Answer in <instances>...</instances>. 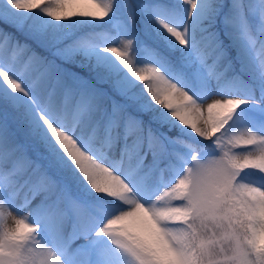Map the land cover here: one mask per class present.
<instances>
[{"label":"snow or ice","instance_id":"6c2138e0","mask_svg":"<svg viewBox=\"0 0 264 264\" xmlns=\"http://www.w3.org/2000/svg\"><path fill=\"white\" fill-rule=\"evenodd\" d=\"M185 2L190 5L191 18L197 0ZM112 7L113 0H3L0 24L18 26L36 12L57 22L77 16L102 20ZM232 8L251 43L257 45L259 40L264 68V35L253 36L244 23L245 11L256 9L245 0H232ZM260 15L259 34H264V4ZM162 27L181 47H189L187 28L181 30L167 23ZM42 37L38 34L37 47L33 48L0 29V81L4 88L0 93V264H107L109 257L105 253L93 260L89 249L80 244L73 248L81 238L82 243H87L89 235L106 237L127 258V264H264V188L235 183L244 170L264 173V136L248 130L225 136L227 125L211 139L187 128L197 137L212 141L219 152L223 149L222 158L201 159L193 151L190 164L186 163L183 170L189 173L181 182L183 191L172 189L176 178L150 200L160 197L163 207L140 218L136 231L141 246L133 247L104 229L106 221L122 207L120 201L129 205L135 204L137 198L146 204L150 201L145 202L117 173L103 158L101 149L121 139V129L130 157L146 156L148 148L154 152L163 149L133 121L128 114L131 110L114 103L106 114L95 94L80 87H66L43 51L47 45ZM58 44L62 46H57V52L68 47ZM72 47L79 50L80 46ZM133 49V40L122 39L104 51L143 86L148 103L163 109L175 121L159 103V96L178 93L201 104L157 63L137 64ZM117 50L123 54L122 60L113 54ZM209 55L196 50L197 58L212 73L214 67L206 63ZM206 103L218 112L219 118L230 121L246 101L213 97ZM235 144L251 151L240 159L234 154ZM100 165L110 168L127 185V190L119 192V199L106 195L100 187L105 179L100 175ZM59 167L69 168L94 193L115 205L94 229L92 211L73 199L58 182ZM178 195L184 200H176ZM169 206L194 214L187 223L184 215L170 218ZM165 225L183 228L168 231Z\"/></svg>","mask_w":264,"mask_h":264},{"label":"rangeland","instance_id":"374dc122","mask_svg":"<svg viewBox=\"0 0 264 264\" xmlns=\"http://www.w3.org/2000/svg\"><path fill=\"white\" fill-rule=\"evenodd\" d=\"M209 1L197 0V7L189 18L190 5L185 0H113L111 12L102 20L98 29L85 35L93 43L82 49L81 57L77 61L83 62L91 55H96L95 58L101 60L106 54L105 48L118 45L122 39H131L134 41L133 51L137 64L157 63L197 102L204 104L213 97H231L245 100L246 103L242 104L232 117L234 124L230 129L227 127L226 130L233 133L248 130L264 136V68L261 67L259 56V40L257 45L251 43L243 24L232 8V0H230L228 9L224 8L226 13L219 20H216L214 15H207L208 12L201 11L210 5ZM245 3L256 9L255 11L246 10L244 13V23L247 25L248 33L253 36L264 35L259 34L260 7L264 4V0H245ZM2 4L3 0H0V5ZM179 6L181 9H178ZM35 16L34 13L28 15L25 21L17 26L16 31L22 38H31L36 45L38 34H43V41L47 45L43 51L63 78L65 86L84 88L95 94L102 102L101 106L106 114L111 112L114 103L121 105L126 111L131 110L128 111V114L133 121L142 128L156 146L163 149L162 152H154L148 148L146 156L130 157L126 152L127 138L124 136L123 129H121V134H123L124 139L120 149H117L120 140H117V145L116 142H113L101 149L103 158L114 167L117 173L133 187L145 202H149L156 194L174 183L175 179L183 172L184 167L187 166L186 163L190 164L193 151L198 153L201 159L219 155L216 146L202 147L203 144L212 141L197 137L185 127L182 128L181 133H178L170 126L167 128L166 125H157L155 119L149 118L148 115L145 116L139 109L132 107L127 97L129 94L122 95L110 92L96 79L86 74L81 69L80 62L79 65L69 62L68 59L75 52L72 45H77L80 42L79 39L76 36L73 37L69 28L59 26L58 23L51 24L42 17H38L36 20ZM204 19L206 22L200 27L199 33V27L196 24ZM162 23H167L181 30L187 28L189 47L184 48L176 43L165 32ZM223 33L234 38L235 48L242 55L246 65L250 67L256 82H247L244 79L226 75L227 68H231L232 65L235 66V62L230 58L232 51L225 45ZM200 34L201 36L198 37ZM163 35L169 37L168 41L171 42V45L167 44L168 41L164 40ZM13 38L19 39V37ZM58 42L68 45L64 52H57V46H62ZM197 49L210 54L206 63L214 67L212 73L197 58ZM222 53L224 57H229V59H219ZM193 59L196 62L195 68L198 69V72L194 74L190 68L191 65H189ZM115 62L117 67L122 68L116 60ZM124 80L127 86L136 83L127 73ZM3 92L4 88L2 81H0V93ZM165 114L167 113L165 112ZM177 147L184 148L186 152H182ZM171 148H174L175 159L179 163V166L174 168L176 170H174L173 176H168V167L166 169L165 166L159 167L158 172L148 174L151 168L157 167L159 160H166L167 153ZM120 150L121 157L119 156ZM137 163L141 165L145 163L146 167L150 169L143 167L136 170L135 164ZM72 173L69 168L59 167L56 170V178L73 199L92 211L94 229L111 214L115 205L109 203L107 198L96 199L92 202L91 200L86 201L85 197L83 198V189L88 186L83 181L78 180L76 174ZM72 175L75 176L73 180ZM241 179L244 183L264 188V173H260L258 170H244ZM67 183L70 185L69 187L66 185ZM77 183L83 184V186L78 187ZM83 239L76 241L73 248L75 249L76 245L80 244L81 248L90 250L93 260L99 253H105L109 257L107 264H127V258L116 251L106 237L89 235L87 243H82Z\"/></svg>","mask_w":264,"mask_h":264},{"label":"clouds","instance_id":"9594fccd","mask_svg":"<svg viewBox=\"0 0 264 264\" xmlns=\"http://www.w3.org/2000/svg\"><path fill=\"white\" fill-rule=\"evenodd\" d=\"M111 51V49H107ZM118 59H123V54L118 50L113 52ZM159 103L167 109L172 116L185 128H190L192 131L196 132L197 135L204 133L205 139H211V136L216 135L222 129H225V126L228 125L229 121L227 117L219 118L218 112H216L210 103L197 105L194 103L191 97H185L179 95L178 93H173L170 97L161 95L158 97ZM214 129V131H213ZM208 133H211L208 135ZM238 133V132H237ZM228 130L224 132L225 136H232L234 134ZM234 154L239 156L240 159H243L244 156L251 151V149L246 148L240 144L233 145ZM223 149L220 150L219 155L209 157L210 159L219 160L222 158ZM101 177L105 178L101 180V188H103L106 195L119 199V192L121 190H127V185L123 180L116 175L110 168L100 165L99 166ZM189 176L187 170H185L179 177L176 179V183L172 186V189L179 188L180 191H183V185L181 182ZM236 184L244 183L242 182L241 176L235 181ZM249 184V183H248ZM97 191L100 188L96 189ZM171 190V189H170ZM264 195V193H261ZM176 200L183 201V196H177ZM122 207L111 216L106 223L104 224V229L113 233L117 237H121L127 241L128 244L133 247H139L142 244L140 237L136 231L138 227V222L141 217L144 215H152L156 213L161 207H163L162 199L156 197L154 200L149 203L142 202L137 198L135 204L129 205L124 201H120ZM170 212L169 216L175 217L179 215H184L186 223L191 220V217L194 213H182L179 208L169 206ZM165 228L168 231H180L182 225H165Z\"/></svg>","mask_w":264,"mask_h":264},{"label":"trees","instance_id":"16d2710c","mask_svg":"<svg viewBox=\"0 0 264 264\" xmlns=\"http://www.w3.org/2000/svg\"><path fill=\"white\" fill-rule=\"evenodd\" d=\"M36 13L40 15V17L42 16V18L46 19L51 24L58 23L59 26L69 28L70 33L73 34V37L76 36L79 39V50H76L72 53L71 58L68 59L69 61H72L75 64H83L82 69H84L93 79H96L98 83L102 84V86H106V89H109L115 93L126 95L129 92V88L135 89V95L134 97H131V99H133L134 104L138 108H140V110L144 114L151 116L150 118H155L156 122L159 125L165 123L173 128L181 129L182 126L171 116H164L163 109H158L157 107L152 106L150 103L147 102L143 94L142 85H139L137 83L133 87H128L126 85V82L123 78L125 75V71L117 67V64L115 63V58L111 54L106 53L101 60H97L95 56H91L89 57V59L84 60L83 62L77 61L79 60L78 58L81 57V48L85 44H89L90 42V39L85 37V35H88L89 32L93 33L96 28H98L99 24L103 19L98 20L77 16L57 22L49 17L44 16L40 12ZM6 24H0L2 29H8V26H6ZM163 37L164 40L168 41V36L163 35ZM170 43V41L167 42V44L171 45ZM27 44L31 45L33 48L37 47L32 44L31 40H27ZM85 192H87V194L91 197H102L94 193L89 187L86 189Z\"/></svg>","mask_w":264,"mask_h":264}]
</instances>
